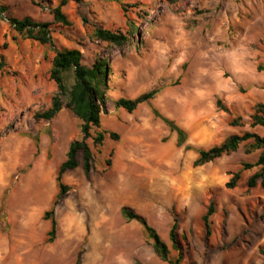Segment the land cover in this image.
Segmentation results:
<instances>
[{
    "label": "rangeland",
    "instance_id": "rangeland-1",
    "mask_svg": "<svg viewBox=\"0 0 264 264\" xmlns=\"http://www.w3.org/2000/svg\"><path fill=\"white\" fill-rule=\"evenodd\" d=\"M59 0H0V264H168L154 252L141 225L125 220L123 205L146 218L170 248L168 231L178 217L180 264H264V186L247 179L225 183L243 162L245 142L230 154L193 166L197 149L232 133L264 135L249 115L264 103V0H80L61 10ZM48 21L52 43L17 34L5 16ZM102 27L122 33L120 44L97 39ZM3 43L6 46L3 47ZM76 48L82 62L106 61V111L86 138L93 161L87 175L78 166L62 174L68 191L54 208L56 231L48 241L55 175L69 144L80 140L81 120L66 107L51 119L34 118L57 91L49 77L56 49ZM71 77H68V82ZM159 92L132 112L116 108L118 97ZM172 119L187 133H175L153 114ZM237 118L239 124L229 121ZM97 130H106L94 144ZM108 131L117 134L113 139ZM214 212L206 234L202 215ZM183 236L185 239H183Z\"/></svg>",
    "mask_w": 264,
    "mask_h": 264
},
{
    "label": "trees",
    "instance_id": "trees-1",
    "mask_svg": "<svg viewBox=\"0 0 264 264\" xmlns=\"http://www.w3.org/2000/svg\"><path fill=\"white\" fill-rule=\"evenodd\" d=\"M69 0H59L57 5L51 9L53 20L60 24L67 25L69 20L61 10V7ZM79 3L80 0H72ZM6 11L4 6H0L1 13ZM13 28V30L22 36L35 40L41 44L52 43L48 21H35L30 17L17 18L14 16H5ZM93 35L108 43L120 45L126 37L122 33H117L106 28L96 27ZM6 43H3V47ZM4 65V57L0 54V68ZM108 74L109 70L105 59L98 58L90 65H85L82 62V54L76 48L56 49L51 59L49 68V77L54 81L57 87L56 93L53 95L50 106L41 112H35L34 118L51 119L63 106L69 109L74 116L81 120L80 130L82 137L80 140L70 142L66 151L65 158L58 164L55 182L57 192L52 200L49 209L43 212V218L50 220V227L47 231V239L51 241L56 231V221L54 218V208L58 201L64 197L69 189V186L62 182V174L69 169L78 166L77 154L81 152L82 169L87 175L92 167L93 156L86 138L90 137V129L100 126V114L106 111V91L108 89ZM71 81L68 82V77ZM159 92L158 88H153L147 92L141 93L134 98L118 97L113 101L116 108H122L126 112H132L137 106L143 102H148ZM153 114L168 126L169 131L175 133L176 146H183L185 150L191 147L185 144L187 139L186 131L177 125L172 119L162 116L156 109H153ZM250 126L264 127V103H257L253 112L249 115ZM229 123L238 125L237 118H232ZM106 130H97L92 140L94 144H102ZM109 136L113 139L117 138V134L113 131H108ZM245 142L244 150L250 153L255 150H260L259 155L254 163L243 162L241 168L232 174L229 180L225 183L226 187H234L242 173L243 169H248L253 166H258V170L250 175L247 179V185L252 187L259 180L264 186V135H259L256 132L244 131L241 133H232L225 137L220 143L214 144L207 149H197V155L194 158L193 166H200L210 162L223 155L230 154L235 151L238 146ZM214 212V202L210 200L205 213L202 215V221L205 226L206 234H209V217ZM121 216L127 220L138 222L146 237L151 241L152 248L157 256L166 261L168 264H180L182 260V249L177 236L178 217H173L171 226L168 231V239L170 247L175 251L174 256H169L170 248L168 244L160 237L156 229L148 223L146 218L135 212L131 207L123 205L120 208ZM183 239L185 237L183 236ZM75 264H79V258H76Z\"/></svg>",
    "mask_w": 264,
    "mask_h": 264
}]
</instances>
